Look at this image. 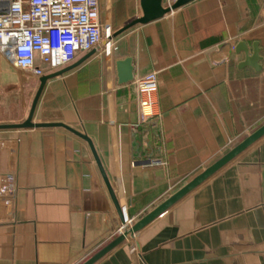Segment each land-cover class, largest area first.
<instances>
[{
	"label": "crops",
	"instance_id": "1",
	"mask_svg": "<svg viewBox=\"0 0 264 264\" xmlns=\"http://www.w3.org/2000/svg\"><path fill=\"white\" fill-rule=\"evenodd\" d=\"M100 5L115 31L142 15L140 0ZM239 41L250 52L258 42L259 70L240 67ZM95 49L46 82L33 122L89 137L134 222L264 124V0H191L115 36L110 58ZM128 56L133 80L119 84L115 62ZM19 71L0 53V85L35 94L39 77ZM149 73L156 107L143 117L137 80ZM34 94L0 123L26 119ZM8 170L15 180L0 192V264H81L119 235L122 218L78 135L0 130V185ZM93 264H264V135Z\"/></svg>",
	"mask_w": 264,
	"mask_h": 264
},
{
	"label": "built area",
	"instance_id": "2",
	"mask_svg": "<svg viewBox=\"0 0 264 264\" xmlns=\"http://www.w3.org/2000/svg\"><path fill=\"white\" fill-rule=\"evenodd\" d=\"M175 1L163 0V6L170 7ZM114 31L109 17L101 14L100 0H0V53L14 67L36 77L44 74V67L58 70L95 47L110 58ZM156 89L155 73L137 80L143 117L154 113ZM14 175L13 170L4 174L1 193L13 191ZM121 210L119 234L134 223Z\"/></svg>",
	"mask_w": 264,
	"mask_h": 264
},
{
	"label": "water",
	"instance_id": "3",
	"mask_svg": "<svg viewBox=\"0 0 264 264\" xmlns=\"http://www.w3.org/2000/svg\"><path fill=\"white\" fill-rule=\"evenodd\" d=\"M191 0H176L170 7H165L162 4V0H140V6L142 10V15L131 20L123 27L119 28L118 30L114 31L112 37L114 38L118 34L122 33L123 31L137 25V24H144L149 21L155 20L157 18L162 17L165 13L169 12L170 10L176 9ZM97 49L90 50L86 55L78 59L73 64L67 65L65 67H62L56 71H53L48 74H44L39 77V84L37 87V90L34 94V97L32 99L30 109L28 112V115L26 119H24L22 122L19 123H0V130L4 129H22V128H32V127H63L72 133L78 135L82 139H84L94 156V159L100 169V172L103 176V179L106 183V186L108 188V191L110 193V196L113 200V203L119 213V215L122 218L123 222V216H122V210L120 209V206L118 205V202L116 200V197L111 189V186L107 180V177L103 171V168L101 166V163L98 159V156L95 152V149L93 147V144L89 137H87L85 134L69 127L68 125L61 123V122H33V114L38 102V99L41 95V92L46 84V82L58 75L63 74L65 71H67L70 68L75 67L79 63H81L83 60H85L87 57L92 55ZM236 52L243 51L244 52V59L240 62V67L248 66L252 67L255 70H259L261 68L259 61L261 60L260 55V47L257 41H255L252 44L251 52L249 51V48L247 44L243 41H239L235 46ZM115 69H116V77L117 82L119 84H125L133 80V65H132V58L130 56L125 57L123 59H119L115 62ZM264 135V124H262L260 127H258L256 130H254L252 133H250L247 137H245L242 141H240L238 144H236L234 147H232L230 150H228L225 154H223L220 158H218L214 163L206 167L202 172H200L198 175H196L194 178H192L189 182H187L185 185H183L181 188H179L176 192H174L171 196H169L166 200H164L162 203H160L158 206H156L154 209H152L150 212L145 214L143 217H141L139 220L134 222L131 227H129L124 233L119 234L115 239H113L110 243H108L106 246L101 248L99 251H97L95 254L90 256L88 259H86L81 264H93L96 262L99 258H101L103 255H105L107 252H109L111 249H113L115 246L120 244L124 239L127 237L128 234H133L140 230L142 227H144L146 224H148L150 221H152L156 216L161 214L163 211H165L167 208H169L172 204H174L177 200H179L181 197H183L186 193H188L191 189H193L195 186H197L199 183H201L203 180L208 178L211 174H213L215 171H217L219 168H221L223 165H225L228 161H230L232 158H234L236 155H238L240 152H242L244 149H246L249 145H251L253 142H255L257 139H259L261 136Z\"/></svg>",
	"mask_w": 264,
	"mask_h": 264
},
{
	"label": "rangeland",
	"instance_id": "4",
	"mask_svg": "<svg viewBox=\"0 0 264 264\" xmlns=\"http://www.w3.org/2000/svg\"><path fill=\"white\" fill-rule=\"evenodd\" d=\"M21 74H24V73L21 71L17 73L18 76H20ZM18 84L19 83L10 84V85L8 84L0 85V114L15 115L16 112L19 113L21 112V110H24V111L27 110L28 108L27 104L30 101V98L32 97V95L34 94L33 90L35 86H32L31 88L22 89V91H24V94H22V92L18 91V89L20 88L18 89L16 88V87H19ZM21 97H23L24 99V102L22 105H21L22 100L20 101ZM5 99H7L6 102H5Z\"/></svg>",
	"mask_w": 264,
	"mask_h": 264
}]
</instances>
